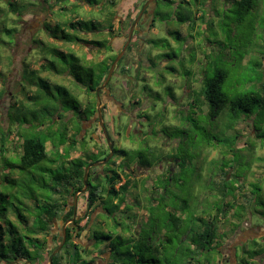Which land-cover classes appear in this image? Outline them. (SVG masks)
<instances>
[{
	"label": "rangeland",
	"instance_id": "obj_1",
	"mask_svg": "<svg viewBox=\"0 0 264 264\" xmlns=\"http://www.w3.org/2000/svg\"><path fill=\"white\" fill-rule=\"evenodd\" d=\"M74 1H63V7L69 8L67 17L78 16L79 20H87L92 16L90 19L96 24L91 27V21H87V27H85L87 30L85 28L75 31L67 29L68 35L73 40L97 42L98 39L100 43L110 38L112 53L97 52L94 54L89 52L90 54H88L83 49L84 47L73 48L75 42L65 41L66 43L62 44L58 40L46 36L41 31V23L49 18L50 13L44 12L42 7H45L46 3L52 5L55 0H11L17 12H25L23 18L20 19L11 13L7 15V20L0 16V24L4 22L6 26L16 28L12 40L1 35L4 41L10 43L0 45V128L7 127V115L8 117L10 115L18 126L27 122L31 123V119H25L20 112L26 111L28 109L26 105L34 102L35 97L30 101L27 100V97L35 94L40 86L42 92L39 94V102L42 106H47L46 108L49 110L39 112L37 115L39 119H48L49 116L47 117L46 114L53 107L61 112L63 109L66 110L67 113H62L61 118L54 116L53 131L66 129L69 137L75 135L78 140L72 149L68 145L64 148L57 147L61 153L65 150L70 152L67 157L57 156L54 153L55 148L48 143L46 145L48 160L28 171L16 168L19 165L17 156L20 154V150L14 153L11 151L10 144H6V151L2 154L5 159L3 160L0 155V210L3 211L0 215L8 216L6 219L15 226L12 229L15 232L14 239L22 238L27 234L26 232L30 233L31 230L37 228L40 215L42 216L46 205H50L53 201L62 204L61 197L55 195V190L63 191L64 185L55 183L53 177L57 174L69 175L71 161L80 159L86 162L89 160L86 167H90L91 174L87 177V181L92 183V175L93 177L103 175V169H109L107 163L102 167H97V155H95L97 150L107 149L108 152V148L99 124L96 123L97 120H94L95 115L89 121H82L81 111L88 100L93 105L94 92L88 91L91 88L89 82H92L95 90L97 78L108 74L110 67L108 69L103 67L104 63L101 64V61L107 55H115L117 58L125 44L126 31L120 36L118 20L114 18V15L116 14L117 19L124 20L125 18L123 24L126 28L135 16V11L133 12L132 9L140 10V6H137L140 0H116L112 6L106 3L107 0H97L95 8L81 2L78 11L77 9L71 11L70 3H74ZM86 1L93 2V0ZM3 2L6 0H0V7L7 10ZM29 3L32 8L27 11ZM176 3L177 0H173V2L158 0L156 11L160 13V16H156L154 19L156 29L146 30L140 34L139 39L130 43L114 68L109 80V88L107 89L108 82L103 89L115 97L125 107L126 113L133 116L134 119L131 127L128 117L122 114L120 119L116 120L114 109L106 104L101 106L103 123L113 149L121 152L120 159L117 158L116 163L118 164L121 160L130 163L133 167L132 170H136L133 172H136L134 178L138 179L137 184L144 185L147 182V186L150 188L153 181L158 179L164 171L161 187L165 184L168 185V189L163 194L156 196V200L160 202L157 206L156 202L148 204L149 202L144 200L142 201L143 206L139 207L135 204L132 207L131 219L128 222H131V228L135 229L131 235L125 233L118 235L123 244L120 249L130 253V258L126 260L127 264H226V262H222L220 254L214 255V260L211 258L207 262L204 253H196L195 247L191 245L190 241H183L184 236L181 238L178 236L182 232H186L187 235L195 226L194 223L182 224L185 214L180 206L187 194H196L197 189L200 188L197 180L198 169L205 179L208 169L211 168L210 162L220 161L223 152L221 148L204 146L196 129L189 128L183 122L182 112L188 110L190 102L186 85L191 83L190 87L198 90L199 84L196 80L210 79L217 69L226 72L223 89H227L228 92L245 91L257 82L259 78L257 75L260 73L254 66L261 65L260 70L264 72V0H251L246 6V10L240 12L237 11L238 8L232 1H217L212 8L213 13L210 15L212 17L202 16L197 20L194 11H196L198 3L189 0L187 9L194 12L192 19L195 18L193 21L191 19L189 24L197 27V29L194 27L195 31L193 30L192 33L189 30L184 33V29L182 30L180 26L187 27L188 23H179L175 19ZM257 10L258 13H255ZM53 12H57V7H54ZM112 18L114 19L111 30L108 29V26ZM49 20L48 22H50ZM97 21L103 30L101 37L100 34H97ZM141 27L142 31L146 29L145 24H141ZM62 29L65 27L62 26ZM35 40H41L44 44L37 45L38 43H34ZM83 43L81 44L84 45ZM53 45L56 49L47 55L49 49L46 50V48H52ZM92 45L97 46V43ZM111 60L112 58L109 57L105 64ZM114 60L109 64L110 66ZM51 63L53 65H50ZM122 68L125 71H122ZM137 72L139 74H136ZM186 72H190V75H185ZM31 76H35V78ZM135 78L138 80L136 81ZM76 79L81 81L80 88L75 85L74 80ZM132 82H135L133 90H131ZM138 100L140 102L142 100V103L134 102ZM95 109L97 110V105ZM198 114V111L189 107L188 117L191 120L205 128L206 131L213 130L215 123L205 121V118ZM225 123L219 124L221 129ZM255 123H257L255 126L252 125V122L249 123L251 126L237 124L234 131L225 132L227 137L239 135L237 148L243 149L241 154L237 155L233 180H236V174L239 176L245 174L244 178L239 179L240 184L243 185V192L246 196L253 197V202L245 205L241 219L235 218L230 212L220 224L214 245H217L219 253L224 255L228 254L229 248L234 242V235L242 227L246 225L252 228L264 227V141L257 139L254 134L255 129L264 133V124L261 121ZM127 124L129 126L124 132ZM77 127H80L79 131ZM14 128H17L16 125H13V130ZM39 128L36 132L43 133L45 128ZM29 130L31 128L28 130L21 128L20 132L32 133ZM115 131H119L120 135L118 136ZM135 131L139 133L136 134ZM47 135L44 133L45 137ZM52 136L56 137V135L50 134V137ZM221 146L226 148L224 144ZM250 147L253 148L254 155L248 151ZM197 154L200 156L198 157ZM241 157L242 160H240ZM225 158L227 164L233 163L230 154ZM173 160L186 163L182 172L179 173ZM252 160L253 163L248 170L245 163ZM5 162H10L13 167L10 168ZM136 166H138L137 169H135ZM166 170L171 172L169 176L173 175V181L168 183L165 180L169 179L166 177L168 176ZM144 176L145 178H141ZM251 184L258 185L260 190L257 192V196ZM171 186L173 188H169ZM140 191L142 188H138V192L135 193L143 195ZM81 194L77 195V203L84 205L87 193ZM174 195L179 201L176 206L172 202ZM131 200L128 198L127 202L132 203ZM72 202H74L73 197H67L66 203L71 204ZM190 204L194 211L196 204L193 202ZM64 205L60 206L55 222L59 228L63 224L59 217L64 216ZM100 212L102 211L100 210ZM17 214L22 215L27 221V228L21 227L16 219ZM124 217L125 215H121L119 221H124ZM173 219L179 224L178 233L172 231ZM98 220L104 221L102 218ZM1 221V231L6 233L5 240H7L11 231L10 226L6 221ZM109 222L110 220H108V225H110ZM237 226L239 229L236 228ZM101 229L103 232L114 233V230L108 229V227L101 226ZM97 230L96 228L92 229V233H96L98 236L101 231ZM53 232L55 233V230H50L47 235L37 236L40 240H48L49 243L40 251L36 246L37 251L33 257L35 259H30L32 264H48L46 258L49 250L53 249L55 244L51 241ZM139 232L140 234L137 235ZM193 233L194 231L190 234ZM104 244V242L99 243L103 247ZM251 245L252 243L249 242L242 248L250 251ZM240 257L241 254L237 258L238 264H241ZM63 258L65 260V257ZM140 258L145 262H140ZM245 260L255 262L249 258H245ZM0 264L4 263L0 262ZM255 264L257 263L255 262Z\"/></svg>",
	"mask_w": 264,
	"mask_h": 264
},
{
	"label": "trees",
	"instance_id": "obj_2",
	"mask_svg": "<svg viewBox=\"0 0 264 264\" xmlns=\"http://www.w3.org/2000/svg\"><path fill=\"white\" fill-rule=\"evenodd\" d=\"M63 1L64 0H55L53 4H45V7H42V10L44 12H49L50 15L49 18L46 19L43 23H41V31L44 32V34L52 39H56L59 42L63 43L65 41H71L75 42V44H87L91 45L97 48V52L101 53H112L113 49L110 45V38L105 39L104 42H88V41H79V39H74L68 35L67 29L71 31H75L76 29L85 28L86 22L91 21L92 19L87 20H79L78 16H73L68 18L67 12L68 8L66 6L63 7ZM168 1V0H166ZM78 2H84L86 5L90 6L91 8H95L97 6V0H93V2L89 1H81ZM171 2V1H168ZM251 0H241L237 4L238 12L246 10V6L248 3H250ZM4 3L5 8L0 7V16L4 17V20H7V15L9 13L16 15L20 19L23 18V15L25 12H17V9L13 7V4L11 3V0H6ZM108 5L112 6L113 3L111 0H107L106 2ZM81 4V3H80ZM71 5V11L76 10L80 8V5L77 2L70 3ZM31 3L27 6L26 10L32 8ZM54 7H57V12H53ZM21 11V10H20ZM175 17L179 23H189L193 17V13L187 9L186 7H182L179 5H176L175 7ZM53 16V17H52ZM164 17H167V15ZM53 18V19H52ZM50 19V20H49ZM113 19H111V22L108 26V29L112 30L113 25ZM165 19V18H164ZM198 18H196L197 20ZM48 20L50 22H48ZM54 20V21H53ZM195 20L192 19V21ZM94 24L96 22L91 21V27H94ZM97 34H100V37L103 36V30L101 27V24L97 21ZM62 26L65 27V29H62ZM87 30V28H85ZM96 31V30H93ZM92 31V32H93ZM88 32V31H86ZM16 33L15 27H8L5 25V23L0 24V45H7L10 42H6L2 39L1 35H4L9 40H12L13 36ZM85 34V33H84ZM34 43H38L37 45L44 44L43 41H34ZM66 43V42H65ZM97 43L96 45L92 44ZM93 47V48H94ZM92 48V47H91ZM49 52L56 49V47L52 48H46V50ZM112 58V60L105 64V61L108 58ZM116 58L115 55L109 56L101 61V64H103V67H106L107 69L110 67V63ZM50 65H53L51 63ZM261 65L257 64L254 66L258 70L260 74L257 76L259 77L257 82L250 88L245 91H232L228 92L227 89H223L224 80L226 78V72L217 69L213 72L212 77L210 79H202L196 82L199 84V89L196 90L194 87H190L191 83H188L186 87H188V101L189 106L188 110H184L182 112L184 116V123L188 125L189 128L196 129L198 133V137L204 143V146L213 147V148H221L223 149L222 152V159L220 161H212L210 162V167L208 169V174L205 179H203V175L198 169V175L197 180L199 182V187L197 189L196 194H187L181 203V210L185 214V219L183 220L182 224H188V223H194L195 226L191 228L189 233L186 235V232H182L178 234L180 238L184 236L183 241H190L191 245L195 247V251L198 254H205L206 255V261L212 260L214 255H219V251L217 248V245H214L217 232L219 229L220 224L226 219L227 215L232 212L233 216L237 219H241V213L243 212L245 205L251 204L253 201V197L249 198L246 196V194L243 192V185L240 184V178H244L245 174L242 176H239L236 174V180H233L234 174L233 170L234 167L237 165V155L241 154L242 149L237 148V143L239 139V135H232V136H225V132L232 130L235 128V125L242 124L243 126H248L249 123L252 122V125L255 126L256 121H261L264 124V72L260 70ZM55 69V68H54ZM122 71H125V69ZM55 72V71H54ZM56 73V72H55ZM60 74V73H57ZM136 74H139L138 72ZM185 75H190V72H186ZM34 77L35 76H31ZM137 77V75H136ZM74 79V78H73ZM106 79V76L102 77V75L97 78V88L102 86ZM137 81L138 78H135ZM143 81V80H142ZM75 85L77 87H81V81L74 80ZM194 82V81H193ZM192 82V83H193ZM31 83V82H29ZM146 84V82L144 81ZM43 84V83H42ZM109 84L107 85V89L109 88ZM135 82H132L131 90H133ZM89 85H91V88H87L88 91L91 90V92H94V85L92 82H89ZM38 86V84H37ZM83 87V86H82ZM64 88V87H63ZM86 90V89H85ZM39 93L37 94V92ZM87 91V92H88ZM42 92V89L40 86H38V89L35 94L27 97V100L30 101L34 97V102L30 105H26L28 108L26 111H21L20 113L23 114L25 119H31V123H23L19 126L12 120L11 116L7 115V127L4 129L0 128V155L1 158L4 160L3 153L6 151L5 147L6 144H10L11 151L14 153L18 150H20V154L17 156V159L19 161V165L16 166L21 171H28L32 168L38 166L41 163H44L48 160V154H47V147L46 145L49 143L52 145L54 149V153L57 156H69L70 152L65 150L63 153L59 151L57 147H65L68 145L71 147V149L77 144L78 140L75 138V135H72V137H69L67 134V130H61V131H53V124H54V116H58L61 118L62 113H67L66 110L63 109L61 112L60 110H56V107H53L50 112H48L46 115L49 116L48 119L41 118L37 115H39V112H42L43 110H49V108H46L47 106H42L39 98V94ZM94 101L93 105L88 100L82 108L81 111V119L82 121H89L93 115L96 114L95 106L98 104L96 102V98L93 96ZM135 103L138 102L142 103V100L134 101ZM96 104V105H95ZM24 105V104H23ZM25 106V105H24ZM189 107L192 109H195V111H198V115L205 118V121L207 122H214L215 126L212 128L213 130L206 131L205 128L199 126L196 124L194 120H191L189 115ZM22 108V107H21ZM32 108V109H30ZM241 120H238V119ZM98 122V120H97ZM221 122H226L223 124V128L219 126ZM13 125H16L17 128H14ZM79 125V123H78ZM251 126V125H249ZM39 127L45 128L43 133L36 132L37 129H40ZM23 129H30L32 133L28 134L25 132H20V130ZM255 128V127H253ZM77 130H80V127H77ZM254 130V129H253ZM14 131V133H13ZM36 132V133H33ZM44 133H47V137L44 136ZM50 134L56 135V137H50ZM255 137L259 139L260 141H264V133H260L257 129L254 130ZM14 137V138H13ZM15 139V140H13ZM83 139V138H82ZM68 142H70L68 144ZM225 145L226 148H222L221 145ZM68 147V148H69ZM107 149H98L97 150V162L104 160L107 157L108 152ZM250 154L254 155L253 148L250 147L248 149ZM60 152V153H59ZM120 153L117 152V150H114V156L112 159H110L107 162V166H109V169H103V175H97V179L93 180L92 182L87 181L88 190H87V206L91 207L93 204L98 202V204L101 206V209H103L106 216H102L101 218L104 220L102 221L104 224L108 223V220H110L112 217V213L117 211L121 205L124 206V210L122 213H131L132 207L136 205H139V207L143 206L142 201H148V204H153L156 202V206L160 204L159 201L156 200V196H160V194H163L165 190L168 189V185H164L161 187L162 183V175L164 174V171L161 175H159L158 179L153 181V183L150 185L152 186L150 189H144V185H139L138 179L131 178V174L133 171V167H131L130 163H126L123 160H121L118 164L116 163V159H120ZM125 153V152H123ZM116 154V157H115ZM230 156L233 159V163L227 164L226 156ZM199 157L200 154H197ZM239 156V155H238ZM197 157V158H198ZM254 157V156H253ZM201 158V157H200ZM66 159V158H65ZM89 159V157H88ZM242 160V157L241 159ZM175 165L178 167L179 173L183 171L185 167V162L175 161L173 160ZM75 162V163H74ZM89 160H86V162L81 161L80 159H76L70 162L71 169L69 175L64 174H57L53 177V181L55 183H58V185H64V190H55L56 194L61 197L62 204L60 205L57 201H53L50 205H46L44 207V211L42 216L40 215V219L38 221V226L34 230H31L30 233L26 232L27 234L23 235L22 238L14 239L13 235L15 232L12 230L15 228L12 222H9L8 216L6 215H0V220L6 221L8 226H10V232H9V239L5 240V237L7 238L6 233L1 231L2 227L0 225V262H3L4 264H23V263H29L32 264L30 261L31 258L35 257L38 246L39 251L42 250L45 245H48V240L42 239L40 240L37 236L38 235H47L49 231L52 229V225L57 220L58 210L60 206L64 205V203L67 202V197H73L74 194L79 192L83 188V174H84V168L88 165ZM10 168L13 167V164L10 162H5ZM253 163L252 161H248L245 163L247 169L251 167ZM229 165V166H228ZM200 167H202L200 165ZM138 166H136L135 169H137ZM166 173L168 174L169 179H165L166 183L173 181V175L169 176V173L166 170ZM232 173V174H231ZM91 170L88 172V176H90ZM93 176V175H92ZM230 177V178H229ZM142 178V177H141ZM136 180V181H135ZM252 189H254L255 195L257 196V192L260 190L257 184H251ZM138 188H142L143 195L138 192ZM169 188H173L172 186ZM54 190V189H53ZM137 190V191H135ZM135 191V192H134ZM253 192V191H252ZM143 196V197H142ZM173 197V203L178 204V198L176 195ZM128 198H131V202H127ZM241 200H240V199ZM177 199V200H176ZM239 199V200H238ZM116 202V205H114V202ZM191 202L196 204V208H194V211L191 209ZM196 209V210H195ZM196 211V212H195ZM3 211L0 210V213ZM195 212V213H194ZM71 213L68 212L66 215L63 216L61 222L65 221L68 217H70ZM60 218V217H59ZM16 219L19 221L22 228H27L28 224L27 221L23 218L22 215L16 216ZM113 219V218H112ZM131 217L127 218V220H130ZM114 220V219H113ZM1 221V222H2ZM101 222V224H102ZM179 223V222H178ZM111 225V224H110ZM107 225L108 229H114L115 226H118L121 228V231L123 232H130V228L132 223L128 222H118L115 224L113 223L112 226ZM61 227L59 228V230ZM172 231L175 233L179 232V224H177L176 220L173 219L172 221ZM194 231V233L191 235L190 233ZM8 232V230H7ZM186 235V237H185ZM191 235V236H190ZM49 236V235H48ZM67 237L68 233H67ZM107 241L109 242L107 244V248L110 249V257H109V264H127L126 260L130 258L129 251H121L120 247L123 245L121 242V238L118 236L116 240L114 239L113 233H100L97 236V239L99 240ZM51 241L54 244V248L49 250V254L47 259L51 256L52 252L56 249L57 243L60 242L61 238L59 234L52 233ZM182 240V239H181ZM67 243L64 245V248L55 254L52 257V264H64V256L62 255V252L67 250L66 249ZM253 246L251 247V250L248 253L249 260H253V257L255 255V252L252 250ZM211 253V254H210ZM35 259V258H33ZM79 257L71 255L68 259V264H78ZM140 262H145L144 259L140 258ZM242 264H255L252 261L243 260Z\"/></svg>",
	"mask_w": 264,
	"mask_h": 264
},
{
	"label": "flooded vegetation",
	"instance_id": "obj_3",
	"mask_svg": "<svg viewBox=\"0 0 264 264\" xmlns=\"http://www.w3.org/2000/svg\"><path fill=\"white\" fill-rule=\"evenodd\" d=\"M78 1L79 0H77L76 2L78 4H80L81 2H78ZM146 1L147 0H140L138 2L137 6H140V10L134 9V8L132 9L133 12L135 11V16H134L133 20L131 21L130 25L127 26L126 28L124 27V24H123L125 18H124V20H122V18L117 19L116 14L114 15V18H116V20H118V31L120 32V36L126 31V41H127V37L129 35L130 31L132 30L130 43L133 40L135 41V39H139L140 34L146 32V30L156 29L154 19L156 18V16L157 17L160 16V13L158 11H156L157 5H158V0H149L147 2L148 4L146 3ZM164 1H166V0H163V2ZM168 1L173 2V0H168ZM194 1L198 3L196 11H194L195 12V18L202 17V16L210 18V17H212L210 15L213 13L212 8L214 6V3H216L217 1L219 2V1H224V0H194ZM229 1H232V3H234L237 6V4L241 0H229ZM111 2L114 4V2H116V0H111ZM144 3H146L147 5H146L145 9L142 11L143 7L145 6ZM143 4H144V6L142 7ZM176 5L187 8L189 6V0H177ZM255 13H258V10L255 11ZM129 17H131V15H129ZM175 19H176V17H175ZM141 24H145V26H146V29H144V31H142V29H141L142 28ZM185 24H187V23H185ZM180 26H181L182 30L184 29V31H185L184 33H186V31H188V30L191 33L193 30L195 31V29H194L195 26L191 25V23L190 24L188 23L187 27H184L182 25H180ZM195 28L197 29V27H195ZM130 43H129V45H130ZM76 46L78 48L84 47L83 49L86 50L88 52V54H90V53L96 54L97 53V48L96 47L93 48V46H91V45L73 44V48H75ZM53 47H54V45H53ZM192 80H196V79H192ZM96 89L94 90V97L96 98V102H97V90ZM98 97L100 98L101 104L109 105L110 108H112L116 111V114H115L116 120H119L120 115L123 114L124 116L128 117V119L130 120V124H131L130 126L132 127V122L134 121L133 116H130L128 113H126L125 107H123L122 104L119 103L115 97H113L112 95H109L106 91H103V90H100L98 92ZM94 120H97L96 114L94 116ZM96 123H97V121H96ZM128 126H129V124H127L125 126L124 132H125L126 128H128ZM131 127H130V129H131ZM118 132H116V134L119 136L120 133H118ZM134 133L138 134L139 132L135 131ZM138 136H140V135H138ZM104 141H105V139H104ZM130 174H132L134 176L136 174V172H133ZM133 176H131V178H133ZM142 178H145V176ZM91 179H92V181L94 179H97V175L95 177L92 176ZM144 189H149L147 186V182L145 184ZM87 190H88V188L82 194L84 195L85 193H87ZM79 192H77L76 194L77 195L81 194ZM74 196H75V194H74ZM74 196H73V199H74ZM116 202L117 201L114 202V205H116ZM124 206L125 205H121L117 211L112 213L111 217L114 220L112 218L110 219V222H109L111 224L110 226H112L114 222H115V224H117L118 222H122V220L119 221V218H121V215H125L124 222L127 223V221H128L127 218L128 217L130 218L132 214L127 213V212L123 214L121 211L124 210L123 209ZM99 209L102 212H100ZM63 212H64V215H66V213L70 212L71 213L70 217H68L65 221H63V224H62L60 230H59V227H57V225L55 224V222L53 223L51 230H55V233L57 231L56 234H59V236L61 238L60 242L57 243V246H56V249H58L62 243L63 229H64L65 242L62 245V247L60 248V250L58 251V252H60L64 248V245L67 243V246H66L67 250L62 252V255L65 257V260L63 261L64 264H68V259L70 258L71 255L79 257L78 264H109V257H110L111 251L109 248L106 247L107 241L101 240L100 238L98 240L97 234L92 233V229L96 228V230L99 229L101 231L102 230L101 226L107 228V225H108V224H104L101 220L100 221L98 220L103 215L106 216V214L104 213L103 209H101V206L98 204V202L93 204L91 207H88L87 206V199H86L84 202V205H79L77 203V196H76V199H74V202H72L71 204L65 203ZM62 218H59V220L61 221ZM101 222H102V224H101ZM119 228L120 227L115 226L113 229L114 233H115V234L113 233L115 240L118 237V235H122L123 233L131 235L135 229V228L134 229L130 228L131 230L128 233V232L121 231V229H119ZM236 228L239 229V226H237ZM97 232H99V231L97 230ZM67 233H68L69 237H67ZM101 233H103V231H101ZM104 233H108V232L106 231ZM139 234H140V232L137 235H139ZM100 242L105 243L104 247L99 245ZM249 242L252 243L251 247L253 246L252 250L255 252V255L253 257V261H255L257 264H264V227L256 226V227L252 228L251 226H248V225H246L245 227H242V229L234 235V242L230 246L229 252L227 255H224L221 252L219 253L221 255L222 262H226V264H238L237 258H238V255L241 254L240 262L242 264V261L248 257L247 252H249L248 250H243L242 247L246 244H249ZM259 244H262V245H259ZM239 248H240V250H239ZM26 264H29V263H26Z\"/></svg>",
	"mask_w": 264,
	"mask_h": 264
},
{
	"label": "water",
	"instance_id": "obj_4",
	"mask_svg": "<svg viewBox=\"0 0 264 264\" xmlns=\"http://www.w3.org/2000/svg\"><path fill=\"white\" fill-rule=\"evenodd\" d=\"M148 4V3H147ZM143 7L142 11L145 9L146 5ZM136 23V22H135ZM131 35H132V30L130 31L128 37H127V41L125 42L122 50L120 51V53L118 54L117 58L114 60V62L111 64L110 66V69L108 71V74L106 76V79L104 81V83L102 84V86H100L98 89H97V110H96V118L98 120V124H99V127L102 131V134H103V137L105 139V142H106V145H107V148H108V156L100 161V162H97V167H102L104 166L114 155V149H113V145L112 143L110 142V139H109V136L106 132V129H105V126H104V123H103V117H102V113H101V102H100V98L98 97V92L100 90H103L105 88V86L107 85V83L109 82L111 76H112V73L114 71V68L115 66L117 65L118 61L121 59V57L123 56L124 52L126 51L127 47L129 46V43L131 41ZM90 167H86L85 168V172L83 174V188L80 190L79 193H83L84 191H86V189L88 188V185H87V177H88V171H89ZM76 196L77 194H75L74 196V199H76ZM65 242V232H64V229H63V239H62V243L61 245L59 246L58 249H56L52 255L49 257L48 259V264H52V257L60 250V248L62 247V245L64 244Z\"/></svg>",
	"mask_w": 264,
	"mask_h": 264
}]
</instances>
